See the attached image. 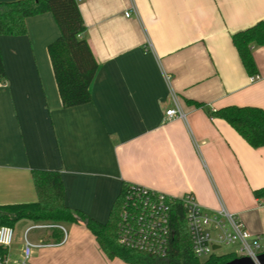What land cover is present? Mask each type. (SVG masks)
<instances>
[{
  "label": "crops",
  "instance_id": "1",
  "mask_svg": "<svg viewBox=\"0 0 264 264\" xmlns=\"http://www.w3.org/2000/svg\"><path fill=\"white\" fill-rule=\"evenodd\" d=\"M78 7L98 65L89 103L61 105L47 52L59 35L50 13L26 18L22 36H0V205L34 202L31 171H57L65 205L100 223L132 183L224 208L262 244L264 199L253 192L264 189V146L252 148L207 111L264 110V47L251 48L258 77L251 82L231 40L264 19V0H81ZM173 95L184 117L164 121ZM25 220L12 227L0 264H19L25 231L47 223ZM56 224L64 236L28 231L30 243L51 244L34 249L29 264H126L108 259L83 224Z\"/></svg>",
  "mask_w": 264,
  "mask_h": 264
},
{
  "label": "trees",
  "instance_id": "2",
  "mask_svg": "<svg viewBox=\"0 0 264 264\" xmlns=\"http://www.w3.org/2000/svg\"><path fill=\"white\" fill-rule=\"evenodd\" d=\"M42 13H50L58 27L59 35L47 46L53 78L63 108L83 105L91 101L90 86L98 65L82 34L85 25L77 0H15L0 2V36L26 34L25 19ZM240 61L249 76L257 74L252 46L264 47V19L236 32L231 37ZM5 71L0 51V83L5 81ZM196 107L201 103L190 101ZM210 117L227 122L252 148L264 146V110L251 106H226L207 111ZM36 194L32 203L0 205V227H13L26 219L33 222L83 224L94 236L108 259L118 258L126 264H225L235 259L234 254L212 255L205 261L197 260L191 251L183 211L173 215V237L165 258L127 249L117 242V226L120 207L127 187L123 184L108 219L100 223L87 214L68 208L64 203V186L60 173L50 170L31 171ZM264 199V189L253 192ZM61 234V233H60ZM50 237L59 242L62 235L52 232ZM3 250L0 249V255Z\"/></svg>",
  "mask_w": 264,
  "mask_h": 264
},
{
  "label": "built area",
  "instance_id": "3",
  "mask_svg": "<svg viewBox=\"0 0 264 264\" xmlns=\"http://www.w3.org/2000/svg\"><path fill=\"white\" fill-rule=\"evenodd\" d=\"M79 1L81 0H77ZM124 15L129 17L131 11L125 12ZM257 78L252 76L250 81H255ZM172 99L174 107L165 111L164 121L184 117L175 95ZM179 209L183 211L191 251L197 260L205 261L212 255H218L216 251L223 246L237 245L235 258L248 257L258 264L257 258L264 252L260 237L248 233L237 215L224 208L216 211L206 210L189 193L177 197L169 196L137 184H130L127 187L120 207L117 226L118 244L127 249L165 258L174 233L173 215H176ZM33 228L58 230L63 236L65 235L64 228L55 222L37 224L27 229L23 237L22 258L19 264H29L34 249L51 245L30 243L27 233ZM13 236L11 227L1 226L0 249H6L11 245Z\"/></svg>",
  "mask_w": 264,
  "mask_h": 264
},
{
  "label": "water",
  "instance_id": "4",
  "mask_svg": "<svg viewBox=\"0 0 264 264\" xmlns=\"http://www.w3.org/2000/svg\"><path fill=\"white\" fill-rule=\"evenodd\" d=\"M257 260H258V264H264V252L258 256ZM225 264H255V263L248 257H241V258H235Z\"/></svg>",
  "mask_w": 264,
  "mask_h": 264
},
{
  "label": "rangeland",
  "instance_id": "5",
  "mask_svg": "<svg viewBox=\"0 0 264 264\" xmlns=\"http://www.w3.org/2000/svg\"><path fill=\"white\" fill-rule=\"evenodd\" d=\"M25 223H29L27 220H25ZM66 229V225L64 226ZM35 232V231H34ZM262 247H264V242H262ZM238 246L237 245H229V246H223L219 250L216 251V254H234L237 252Z\"/></svg>",
  "mask_w": 264,
  "mask_h": 264
}]
</instances>
